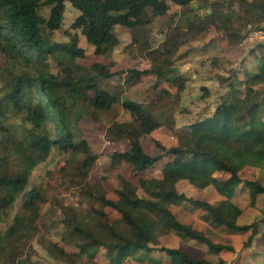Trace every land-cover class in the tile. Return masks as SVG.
<instances>
[{"label":"trees","instance_id":"obj_1","mask_svg":"<svg viewBox=\"0 0 264 264\" xmlns=\"http://www.w3.org/2000/svg\"><path fill=\"white\" fill-rule=\"evenodd\" d=\"M66 1L79 11L71 26L80 29L94 46V53L104 54L119 42L113 32L115 25L134 30L145 24L147 10L155 16L164 15L169 10V3L186 7L196 0H0V51L25 66L22 73L8 80V95L14 107L25 111L31 123L26 138L16 140L6 136L0 147V219L22 194L20 208L0 232V264H32L26 256H21L13 240L21 241L34 233L45 194L36 185L24 190L33 168L44 161L52 149L68 154L67 162L76 155H84L77 169L82 171L83 185L89 184L84 180L86 172L98 155L71 126V104L62 94H80L85 85L93 92L89 100L96 111H106L120 101L131 115V121L108 126L106 135L127 139L128 148L114 150L109 159L112 164L127 165L135 181L121 178L116 198L108 197L100 184L93 185L88 191L95 202L89 210L72 207L69 213L65 211L63 235L79 252L91 258L92 251L102 247L107 251L109 264H123L127 256L137 253L140 261L160 264L161 259L148 258L151 250L161 251L170 264H213L207 258L192 257L178 248L150 245V239L173 230L184 239L205 244L210 252L232 250L230 245L215 243L203 231L179 221L170 206L182 202L203 209L217 226L234 232L250 230L247 239V245H250L260 233V225L264 226V217L249 224L238 223L242 210L232 201V196L241 183L249 188L252 197L264 193V186L257 179H243L240 174L248 167L264 173V97L260 96L261 91L257 90L252 99L234 96L231 101L221 102L210 116L190 124L188 130L183 131L188 135L186 143L166 148L157 142L161 153L149 154L140 138L162 126L161 120L150 113L146 105L119 98L99 86L93 76H83L75 62L76 57L83 56V48L77 46L76 37L71 43L58 47L49 46L43 38L40 24L50 30L59 28ZM197 1H200L199 6L209 9L202 20L205 26L217 23L219 16L229 20L222 26L223 35L228 37L240 36L235 27L237 20L248 23L264 18V0ZM46 6L50 7L47 19L39 12ZM47 55L55 57L64 76L50 70ZM170 66L168 59L163 64L162 60H156L147 69L123 70L128 73L124 79L132 82V78L137 80L144 73L160 77L171 70ZM91 67L104 79L113 75L103 63L95 62ZM262 82L264 54L260 57L259 70L247 72L244 79L249 89ZM3 113L0 107V117ZM166 157H170L169 160L162 162ZM156 167V173L146 176V171ZM219 173L226 174V177L220 178ZM181 180L197 188L213 186L221 198L215 202L192 198L178 190L177 183ZM106 207L116 211L119 217L110 220ZM46 250L55 258L76 263L75 258L57 242L50 241ZM218 264L224 262L219 260Z\"/></svg>","mask_w":264,"mask_h":264},{"label":"rangeland","instance_id":"obj_2","mask_svg":"<svg viewBox=\"0 0 264 264\" xmlns=\"http://www.w3.org/2000/svg\"><path fill=\"white\" fill-rule=\"evenodd\" d=\"M199 2L196 0L186 7L169 3L167 13L158 16L147 10L144 15L145 24L134 30L115 25L113 32L119 42L104 54L94 53V46L86 40L80 29L71 26L79 11L70 2H65L59 28L50 30L46 25L40 24V30L47 44L53 47L69 44L76 37L77 46L83 48V56L76 57L75 62L83 76H93L99 86L119 98H129L146 105L150 113L161 120L162 126L140 138L146 152L158 154L161 149L156 145L157 142L166 148L186 143L188 135L183 131L188 130L190 124L210 116L221 102L231 101L234 96L252 99L257 90H260V96L264 97V82L255 84L251 89L244 84L247 72L259 70L260 57L264 54V37H256L254 34L259 29L264 31V18L248 23L237 20L235 27L239 29V38L228 37L223 35L222 26L229 20L219 16L217 23L205 26L202 20L209 9L199 6ZM39 12L47 19L50 7H43ZM165 49L167 51L163 52ZM55 53L58 55V50ZM47 58L50 70L64 76L55 57L47 55ZM166 59L171 62V70L166 74L159 77L144 73L137 80L132 78V82L125 81L128 73L123 70L147 69L154 65L156 60H162L163 64ZM95 62L105 64L113 75L104 79L95 74L91 67ZM23 70V63L11 60L7 54L0 51V107L4 111L1 114L3 118L0 117V147L6 136L21 140L27 137L31 128L25 111L14 107L6 85L13 75L20 74ZM62 94L71 104V126L80 137L82 135L88 141L92 152L98 157L86 172L84 180L89 184L83 185L82 171L77 169V165L84 155H76L67 162L68 154L52 149L48 157L33 168L24 190L36 185L45 194V200L40 203L34 233L26 239L13 242L18 246L21 256H26L32 264H71L65 259L55 258L46 250L50 241L57 242L69 256L74 257L75 264H109L107 251L102 247L91 250L94 252L91 258L88 254L79 252L78 248L64 237L65 227L62 219L65 217V211L69 213L72 207L89 210L95 202L88 191L93 185L100 184L108 197L116 198V188L121 178L135 181L127 165L112 164L109 159L114 150L128 148L127 139L110 138L106 135L108 126L115 122L131 121L132 117L120 101L106 111H96L89 100L93 92L86 88V85L80 94ZM262 117L264 118V110ZM169 158H164L162 162ZM156 171L158 167L150 168L145 174L152 175ZM240 174L243 179H257L264 186V173L259 169L248 167ZM217 175L220 178L226 177V174ZM177 188L192 198L209 202L221 198L213 186L197 188L181 180L177 183ZM138 193L144 195L142 191ZM21 198L22 194L6 209L5 214L1 215L0 232L12 221L20 208ZM232 201L242 210L237 219L238 223L249 224L264 217V193L252 197L249 188L241 183L236 187ZM104 209L110 220L119 217L112 208ZM170 209L179 221L203 231L215 243L230 245L232 250L210 252L205 244L193 239H184L173 230L150 239L149 243L153 247L178 248L192 257L207 258L213 264H218L219 260L224 264H264L263 225H260V233L247 245L250 230L234 232L224 226H217L203 209L190 202L172 204ZM138 256L139 253L127 256L123 264H150L147 260L140 261ZM148 258H159L160 264H170L159 250L149 251Z\"/></svg>","mask_w":264,"mask_h":264},{"label":"built area","instance_id":"obj_3","mask_svg":"<svg viewBox=\"0 0 264 264\" xmlns=\"http://www.w3.org/2000/svg\"><path fill=\"white\" fill-rule=\"evenodd\" d=\"M254 34L256 35V37H258V36L264 37V31H262L261 29H259L256 32H254ZM250 36L252 37V34H250Z\"/></svg>","mask_w":264,"mask_h":264}]
</instances>
